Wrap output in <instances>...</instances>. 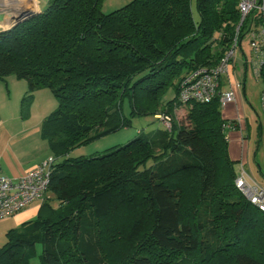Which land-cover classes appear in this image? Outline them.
<instances>
[{
    "label": "trees",
    "instance_id": "trees-1",
    "mask_svg": "<svg viewBox=\"0 0 264 264\" xmlns=\"http://www.w3.org/2000/svg\"><path fill=\"white\" fill-rule=\"evenodd\" d=\"M101 1L48 0L0 29V80L57 101L40 124L57 206L43 201L5 232L0 264H264V213L234 185L218 98L177 100L183 77L230 47L236 0H130L106 13ZM179 105L185 121L167 116ZM140 116L162 127L69 156Z\"/></svg>",
    "mask_w": 264,
    "mask_h": 264
},
{
    "label": "built area",
    "instance_id": "built-area-1",
    "mask_svg": "<svg viewBox=\"0 0 264 264\" xmlns=\"http://www.w3.org/2000/svg\"><path fill=\"white\" fill-rule=\"evenodd\" d=\"M238 20L234 27V38L219 62L212 68H197L188 72L181 80L177 100L188 102H210L217 97L220 106L234 99L229 88L218 91L219 76L225 74L232 61L233 49L240 46L242 35L249 36L250 65L257 77L264 80V0H236ZM241 34L239 38L238 35ZM261 104L264 111V88L261 91ZM168 126V117L163 116ZM223 129L234 128L230 122L222 123ZM53 163L52 156L26 171L18 178H10L0 172V219L22 210L29 203L42 199L47 190L49 174ZM252 179L243 164L238 162L234 185L240 194L257 209L264 213V188Z\"/></svg>",
    "mask_w": 264,
    "mask_h": 264
},
{
    "label": "crops",
    "instance_id": "crops-1",
    "mask_svg": "<svg viewBox=\"0 0 264 264\" xmlns=\"http://www.w3.org/2000/svg\"><path fill=\"white\" fill-rule=\"evenodd\" d=\"M5 1L7 0H0V29L10 26L8 24L9 9L14 3L26 6L34 12H39L48 0H34L33 3L17 0L12 5ZM243 65L245 66L243 72L236 65H233L229 71L227 70L225 74L219 76L218 91L230 88L234 96L232 101L220 107V116L224 120L239 118V112L245 108L243 88L246 81V62ZM252 74L259 78L254 74L253 70ZM241 76H243V79H241ZM1 85L9 86V90L7 93H3L0 88V172L15 179L46 157L52 155L48 143L40 136V124L43 118L48 115L47 111L52 109L54 103L52 94L48 89V91L43 88L36 89L32 97L30 116L23 118L20 114V102L22 99L21 93L24 94L27 89L26 81L16 79L13 75H8L3 81L0 80V87ZM12 88H14V92H11ZM181 106L179 105V107ZM227 135L229 137L227 147L230 158L238 160L242 164L245 163L244 159L239 157L237 153L239 144L237 131L235 129L234 131L227 130ZM39 201L35 200L19 212L6 217L12 221L10 224L13 225L12 228L17 227L23 221L35 217L40 206Z\"/></svg>",
    "mask_w": 264,
    "mask_h": 264
},
{
    "label": "rangeland",
    "instance_id": "rangeland-1",
    "mask_svg": "<svg viewBox=\"0 0 264 264\" xmlns=\"http://www.w3.org/2000/svg\"><path fill=\"white\" fill-rule=\"evenodd\" d=\"M33 1L34 0H24V2H31V3H33ZM129 1L130 0H102L100 5V10L105 13L110 12L114 9L123 6ZM248 40H249L248 34L242 35L240 46H237L233 49L232 61L228 66V71L229 69L232 68L233 65H236L237 68H239L241 72H243V70H245V66L243 65V63L246 62V81L244 83V88H243V92H244L243 102L245 104V108L244 110L241 109V111L239 112L240 120L239 118H235V121L237 120L236 121L237 126L235 128L224 129V130H225L227 145L229 139L227 135V130L234 131L235 129V131H237L239 136L237 153L239 154V157L244 159L245 162L243 163L244 169L252 178L249 180L250 182L253 181L256 182L257 184H259L261 187L264 188V111L262 109V104H261V91L263 90L264 87V80L262 76L256 78L252 74V69L250 67V52H249L250 49H249ZM241 79H243V76H241ZM8 87L9 86L1 85L0 87L1 92L7 93V91L9 90ZM42 88L45 89V91H48L47 88L44 87ZM11 92H14V88H12ZM33 93L34 92H32L30 97H26V98H23V96L26 95V93L24 94L21 93V98H23V102H24V110H23L25 111L24 117L26 116L27 118L28 116H30L29 113H30V106L33 102L32 100ZM171 95H172L171 90L170 89L167 90L162 97V101L165 102ZM52 101L54 105L52 109H48L50 110L47 111L48 114L49 112L54 110L57 106V101L54 97L52 98ZM187 109H188L187 105H182L181 107L175 106L173 112L167 114V116L169 118L177 119L178 121H185V115ZM229 121L230 120H225V122H229ZM158 127H162L160 121L158 119L152 118L151 116L134 117L132 119V123L130 126L119 129L116 132L100 137L99 139L93 140L87 144L78 146L69 152V156L71 157L90 156L97 153H101L108 147L123 144L141 132H147L151 129ZM227 154L230 158L228 147H227ZM50 197L51 194L45 192L42 199H40L39 201L40 204L43 201L47 200L49 205H51L52 207H56L57 202L54 200H49ZM11 223L12 221L7 218L0 220V245L5 241V232L8 229L12 228L13 225H10ZM35 263H36L35 261H32V264Z\"/></svg>",
    "mask_w": 264,
    "mask_h": 264
},
{
    "label": "water",
    "instance_id": "water-1",
    "mask_svg": "<svg viewBox=\"0 0 264 264\" xmlns=\"http://www.w3.org/2000/svg\"><path fill=\"white\" fill-rule=\"evenodd\" d=\"M37 12L32 11L26 6L20 5L18 3H14L11 8L9 9V25H15L20 21L36 14ZM9 26V27H10Z\"/></svg>",
    "mask_w": 264,
    "mask_h": 264
},
{
    "label": "bare ground",
    "instance_id": "bare-ground-1",
    "mask_svg": "<svg viewBox=\"0 0 264 264\" xmlns=\"http://www.w3.org/2000/svg\"><path fill=\"white\" fill-rule=\"evenodd\" d=\"M17 0H7L5 2L11 3L10 5H12L14 2H16ZM4 2V1H3ZM7 5V4H6ZM9 7V6H8ZM236 164V163H235ZM236 172V171H235ZM257 209V208H256Z\"/></svg>",
    "mask_w": 264,
    "mask_h": 264
}]
</instances>
